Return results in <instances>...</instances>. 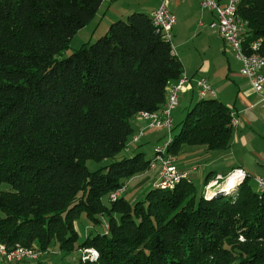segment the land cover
I'll list each match as a JSON object with an SVG mask.
<instances>
[{"label": "trees", "instance_id": "1", "mask_svg": "<svg viewBox=\"0 0 264 264\" xmlns=\"http://www.w3.org/2000/svg\"><path fill=\"white\" fill-rule=\"evenodd\" d=\"M104 1L0 0V243L41 254L53 241L62 252L95 251L77 264H264V191L250 176L210 197L190 174L158 187L157 146L148 159L141 151L118 158L134 117L160 111L184 67L145 12L60 58ZM237 13L247 22L246 49L261 38L264 52V0H242ZM169 135L176 166L185 146L225 151L231 110L200 97ZM148 170L157 178L143 198L131 203L125 191L110 199ZM83 214L105 230H87L80 242Z\"/></svg>", "mask_w": 264, "mask_h": 264}, {"label": "crops", "instance_id": "2", "mask_svg": "<svg viewBox=\"0 0 264 264\" xmlns=\"http://www.w3.org/2000/svg\"><path fill=\"white\" fill-rule=\"evenodd\" d=\"M110 1L105 0L92 19L94 30H97L102 20L108 17L107 20L105 19V30H109L113 22L130 15L131 12L150 14L159 6L161 0H136L132 6L122 9L120 13H113L119 11L117 8L119 2ZM218 2L225 6L228 0H218ZM168 5L177 17V23L172 30V38L175 36V42H172L171 38V44L174 54L183 64V73L188 77L187 85L179 94V102L181 99L184 100L185 107L178 113L175 122L179 123L188 109L200 97H204L198 93L196 84L202 77L209 81L215 91V95H209L224 102L233 116V137L229 149L208 151L204 147L185 146L176 156L177 166L189 171L190 178L196 184L197 181H202L203 169L199 166L203 164L208 170L204 178L203 194L208 193L206 187L212 178L216 175L226 176L237 167L244 168L250 177L264 175V106L249 80L240 73L241 61L235 54L231 59L229 56L231 48L221 38L217 28L211 26L216 19V12L201 7L200 0H170ZM95 32L90 35V42ZM226 46L230 49L227 50ZM231 51L234 53L233 50ZM172 121L174 122L173 118ZM147 123L149 124V121L141 118L139 114L133 119L135 132H142L140 139L131 143L136 145L131 147L133 152L139 149L140 143L151 140L158 142L160 137L156 135L167 132L166 129L152 128ZM157 142L154 144L156 145ZM152 156L153 151L149 158ZM150 172L153 173V181L156 182L157 170ZM209 186L210 184L208 188Z\"/></svg>", "mask_w": 264, "mask_h": 264}, {"label": "built area", "instance_id": "3", "mask_svg": "<svg viewBox=\"0 0 264 264\" xmlns=\"http://www.w3.org/2000/svg\"><path fill=\"white\" fill-rule=\"evenodd\" d=\"M169 1L170 0H161L159 6L150 13V16L157 30L163 33L165 38L171 42L172 30L174 25L177 23V17L170 10L168 5ZM232 1L236 0H228L227 5L222 6L218 0H200V5L216 12V19L211 24V26L217 28L221 38L230 48H232L235 56L241 61L240 73L249 80L255 92L260 96L264 106V87H258L257 85V76L258 74H261L262 71H264V52L262 51L261 46L262 40L259 38L252 40L251 43H248V46L253 48V55H242L238 53V37L241 36V34H246L247 27H243V22H232ZM171 83H176V90H169L168 86L167 98L160 111H142L139 113L141 118L149 121L148 125L150 127L156 129H166L168 131L167 135L171 133V128L173 127L171 112L178 105L179 94L187 85L188 77L183 73L176 82ZM196 84L198 87V93H215L214 89L206 78L202 77L198 79ZM141 135L142 132L138 135H134L133 141L137 142ZM158 146H162V144ZM151 165L153 168H156L157 166L160 167L157 183L173 181V176L175 175L190 174L189 171H182L177 168L175 165V157L169 152L156 153ZM241 173L247 172L244 168H234L226 176L216 175L214 178H212L209 184L233 183V181L238 180V176ZM255 180L258 187L261 188L264 184V175L255 177ZM208 185L206 187L207 190ZM126 189L127 183H124L122 185V189L115 190L110 193V199L116 200L123 192L126 191ZM88 252L91 253L90 249ZM40 255L41 252L37 249L22 247L19 244H16L15 247H13V251H5V244L0 243V258L3 259V261H31L37 260ZM86 257L87 254L85 257L83 256V258Z\"/></svg>", "mask_w": 264, "mask_h": 264}, {"label": "rangeland", "instance_id": "4", "mask_svg": "<svg viewBox=\"0 0 264 264\" xmlns=\"http://www.w3.org/2000/svg\"><path fill=\"white\" fill-rule=\"evenodd\" d=\"M119 2L117 3V8H118V12L117 11H114L113 13H120V11L124 8H127V7H130L132 6V4H134V2L136 0H111L110 2ZM105 2V1H104ZM124 4V5H122ZM202 7V6H201ZM198 9H201L200 7H197ZM138 12V11H136ZM132 13V12H131ZM130 13V14H131ZM128 16H123L122 17V20H126ZM109 18V17H108ZM107 18V19H108ZM106 19V18H105ZM103 19L102 20V23L101 25L97 28V30L93 29V23H92V20L83 28H81L80 30H78L76 32V34L72 37L71 41H70V46L64 51L62 52V54L59 56L60 58L62 57H67L69 56L73 51L79 49L81 47V45L87 41H89V38H90V35L94 32V36L91 40V42H95L99 37L105 35L107 33L108 30H105L104 27H105V23H106V20ZM109 29V28H108ZM175 36H173L172 38V42H175ZM227 50L230 49L229 47H225ZM232 50V48H231ZM229 50V53L231 56V59H233L234 57V53ZM209 96V95H208ZM211 96V95H210ZM179 104L175 107L176 109H173L172 112H171V117L173 118L174 122H173V125L177 124L176 119L178 117V113L182 110L183 108L185 107V102L184 100H180V102H178ZM136 117V116H135ZM148 124V123H147ZM154 131H158V130H154ZM159 132V131H158ZM141 131H138V132H135L134 130V134L133 136L130 138V141H129V145H128V148L124 149L118 156L119 159L123 158V157H130L132 156L133 154L139 152V150L141 152H144L145 153V158L148 159L149 156L151 155L154 147L160 145V144H163L165 139L167 140L168 137H167V132H165L166 134H157L156 136L157 137H160L159 141H155V140H151V142H142L140 143V146H139V149L138 150H135L134 152L131 150V147L132 146H136V145H132L131 143H133V137L134 135H138L140 134ZM157 144L155 145L154 143ZM131 145V146H130ZM139 145V144H138ZM155 145V146H154ZM153 148V149H152ZM156 149V148H155ZM89 167L90 169H94L95 166V163L93 161H90L89 163ZM201 169H203V173H202V181L201 182H196V187H197V190H198V193L201 194L202 193V190H203V186H204V178L206 176V174L208 173V170L205 169L203 167V164H201L199 166ZM184 179V178H181L180 181ZM153 180H154V176H153V173L150 172V170L146 171V172H143V173H140L132 178H130L127 182V190L126 192L122 195L124 196L126 199H128L131 203H134L135 201L137 200H140L141 198L144 197V194L151 188L154 187V183H153ZM250 182L252 183L253 187L255 190L258 191V185L256 184V180H255V177H250ZM158 184V183H157ZM174 187V186H173ZM166 188H170V187H166ZM234 187L230 188L228 187L227 190H234V192L236 191V188L233 189ZM238 188V187H237ZM216 190V189H214ZM208 191H210L208 189ZM222 194L225 192V191H221ZM208 195L206 196H210V193H207ZM228 195V194H226ZM212 197V196H210ZM104 202L105 203H108V200L107 198H104ZM95 230V231H104L105 230V221L104 223L102 224H98L96 225L95 227H93L92 225V221L87 218V216L85 214H83L80 219L77 221V229L80 233V242H82L85 237H86V231L87 230H90L92 229ZM89 251V249H86V250H82V251H74V252H71V253H67V252H62L59 248V245L57 242L53 241L51 244H50V247L48 249V251L42 253L38 260H31V261H28L29 263L32 262V264H77L81 258V256L85 257L86 254H95V251L93 250H90L91 253H87ZM0 260H2L3 264H21L23 263L24 261H10V262H7V261H3V259L0 258Z\"/></svg>", "mask_w": 264, "mask_h": 264}, {"label": "bare ground", "instance_id": "5", "mask_svg": "<svg viewBox=\"0 0 264 264\" xmlns=\"http://www.w3.org/2000/svg\"><path fill=\"white\" fill-rule=\"evenodd\" d=\"M241 1L242 0L232 1V4H231L232 22H235V23H242L243 22V27H246L247 22L242 21L238 15V13H237V8H238V5ZM244 41H245V36H244V34H241V36L238 37V53L242 54V55H253L252 52L249 53V50L253 51V48H249V50L246 49L247 47L245 46ZM247 51H248V53H247ZM257 85H258V87H264V71H262L261 74H258ZM169 90H176V83H171L169 85ZM200 94H201V96H206L209 94L215 95V93H200ZM171 142H172V137H171V135H169L168 139L165 141V143L162 144V146L156 147V149H155L156 153L168 152L167 150H168V147L170 146ZM246 175H247L246 173H241L238 176V180L233 181V183L221 184V185L220 184H210V186L208 188L210 191H208V193H210V196H212L215 193H217L216 195L222 194L221 191H225L223 194L231 193L233 190H227L228 187H230V188L234 187L233 189L236 188V190H237V187L239 186V184L242 182V180L245 178ZM186 177H188V175H175V176H173V181L158 183L157 186L160 188L161 187L162 188H166V187L173 188V186H175V184L177 182H179L181 178H186ZM214 189H216V190H214ZM259 190L264 191V184L262 185L261 188H259ZM206 195H208V194H206ZM19 245L22 246L21 244H19ZM22 247H24V246H22ZM5 251H13V248H9L5 245Z\"/></svg>", "mask_w": 264, "mask_h": 264}, {"label": "water", "instance_id": "6", "mask_svg": "<svg viewBox=\"0 0 264 264\" xmlns=\"http://www.w3.org/2000/svg\"><path fill=\"white\" fill-rule=\"evenodd\" d=\"M217 193L213 194L212 196H216Z\"/></svg>", "mask_w": 264, "mask_h": 264}]
</instances>
